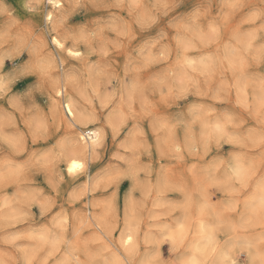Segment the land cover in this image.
Segmentation results:
<instances>
[{"label": "clouds", "instance_id": "1", "mask_svg": "<svg viewBox=\"0 0 264 264\" xmlns=\"http://www.w3.org/2000/svg\"><path fill=\"white\" fill-rule=\"evenodd\" d=\"M0 264H264V0H0Z\"/></svg>", "mask_w": 264, "mask_h": 264}]
</instances>
